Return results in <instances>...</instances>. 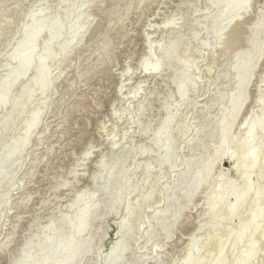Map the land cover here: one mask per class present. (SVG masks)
I'll return each instance as SVG.
<instances>
[{
	"label": "rangeland",
	"instance_id": "rangeland-1",
	"mask_svg": "<svg viewBox=\"0 0 264 264\" xmlns=\"http://www.w3.org/2000/svg\"><path fill=\"white\" fill-rule=\"evenodd\" d=\"M227 1L0 0V95L32 20L65 26L58 37L46 25L34 67L0 106V264H18L21 255L34 264H58L62 252L43 259L50 237L90 245L74 264H183L191 253L205 256L204 242L219 232L209 201L243 180L223 157L191 199L186 191L220 146L221 115L238 90L237 54L254 51L253 26L264 19V0L222 16ZM77 10L82 11L74 14ZM79 13L85 20L76 27L83 34L72 25ZM239 15L242 38L233 43L227 25ZM259 38L263 52L230 131L234 141L245 136V118L264 113V34ZM45 52L51 85L42 90L36 79L38 57ZM156 62L159 72H143L144 64ZM37 111L39 121L23 143ZM161 126L167 138L156 142ZM262 131L252 143L262 140ZM13 149L17 153L6 159ZM255 176L248 179L263 186L264 176L262 182ZM114 179L128 180V186ZM80 194L84 200L77 202ZM87 203L92 208L86 225L73 234L77 208ZM256 222L261 228L264 217ZM237 224L234 220L229 231ZM260 243L256 264H264V240Z\"/></svg>",
	"mask_w": 264,
	"mask_h": 264
},
{
	"label": "bare ground",
	"instance_id": "bare-ground-1",
	"mask_svg": "<svg viewBox=\"0 0 264 264\" xmlns=\"http://www.w3.org/2000/svg\"><path fill=\"white\" fill-rule=\"evenodd\" d=\"M250 1L251 0H229L227 1V5H225L227 8L225 7L226 9H224L222 11L223 13L221 12V14L222 16H224L231 10L238 12L239 10H243L246 8L248 9V6H249L248 4L250 3ZM78 11L80 12L82 10H77L74 14H76ZM81 14H83V12ZM81 14L80 13L77 14L75 17L76 19L72 21V22L76 21L75 23L72 24L74 28H77L81 24V20L83 19L81 17ZM31 16L35 17L36 14L34 15L32 14ZM240 16L241 15L238 16V20H235V21L231 20L227 25L228 26L227 34L231 37L230 40H235L233 43L240 42L242 38L241 36L242 30L240 29L241 27L239 26L240 19H241ZM32 21H34L33 24L29 28H27L24 39L21 40V42L18 45V48L20 51L19 53L16 54V58L18 60L17 67H15V69L10 74L11 77L8 80L4 81V83L2 84L4 95L2 94L0 95V106H3V105L5 106V104H7L6 96L8 94V91L11 90V87L15 86V83L17 85L18 84L17 81L20 79V77L24 74L26 76V73L32 69L31 67H34L33 62L35 60V56H34L36 53L35 50L37 47V43H39V39L43 35V31H45L46 25H48L49 29L51 30L55 29L56 31L55 30H52V31L53 32L55 31V34L57 36H58V33L61 32L63 28H65V26L62 24L64 27L61 25L63 27L61 29V26H60L61 23L59 24L56 21L49 22L47 24L45 22H36L35 18ZM82 26H83V23L81 27ZM77 29L78 31H81V28H77ZM51 30L49 31L51 32ZM57 31L59 32L57 33ZM253 34L254 35L251 38L252 40L250 39L251 40L250 44L252 45L251 48L254 49V51H250V52L248 51L247 53L244 52V53L237 54L236 64L234 68H235V73H236L238 90L235 94H233L230 97L229 106L224 110V112L221 115L222 118H221L220 129L222 131V137L220 141V146L218 147L215 155H213L214 157L212 159H209V161L204 165V167L196 172L195 176L193 177L190 188H188L189 189L188 192L186 191L187 193L186 197H189L191 199L194 196L196 191L203 186L204 179L206 178V176L210 175L209 173L211 172V170H213L214 163L218 159H221L223 157H227L229 161H231V167L237 171L239 177L243 180V184L239 188L237 187L235 190L230 189L231 192L222 191V193H220L221 195H219V198H217L218 200L217 203H215L217 200L216 201L214 200L215 202H213V200L209 201L210 209L215 215H217L216 217H218L220 213L221 214L223 213V216L218 217V218L215 217L214 219V224L219 229L218 230L219 232L216 231L218 233L214 234V236L212 235L213 237H209L210 239L204 242L206 243L205 246H203V248L206 247V254L204 257L197 258L196 255H193V253H191V255L186 256V258L184 259L185 262H183V264H204L205 261L207 263L209 262V264H251L252 260L255 261L254 257L256 258V254L258 253V250H259L258 245L261 244L260 242L261 241L263 242L264 240V227H263L264 225L261 226L260 228V225H257L258 222H256L257 219L264 217V185H263L264 183L262 184L263 186H261V184L259 183L261 186L259 187L258 186L259 184L257 185L259 181L258 182L256 181L257 183L256 182L252 183V180L250 179L251 180L250 182V180L248 179V178H251L250 176H253V173H255L257 176V179L260 178L262 182V178L264 176V162L262 163L259 162V158L262 159L263 157L264 159V152L262 149L264 145L263 144L264 135H263L262 140L259 143H252V139L253 137H255L254 136L255 132L258 129L264 130V113L258 119L245 118V120L242 122V125L244 124V127H245L244 138L242 139L238 138L239 140L235 139L236 141H234V138H232L231 136L232 133L230 134L232 127H234L233 125L234 122L236 123L235 120L238 118L239 114L241 113L245 105V102L247 99L248 85L250 83L253 71L256 68L260 60V57L262 55V52H263L262 43L259 37L262 34H264V19H260L254 23ZM78 37H81V36H78ZM78 37H75V38L78 39ZM227 45L230 46L228 42H226V46ZM46 47H47V44H45V48ZM173 51H174V47L172 48L170 53H173ZM64 52H66V50ZM45 53L42 54L43 56L38 57L39 58L38 59L39 60V63H38L39 77L36 79L37 85L42 90L47 89L46 87L51 85V83H49L50 81L49 79L51 78H48L50 73L48 74L49 71L45 67L46 59L47 57L50 56V54H47L48 52H45ZM150 64L146 63L143 65V72L145 73L159 72L161 68V64L159 62H156L152 65ZM178 93L180 94L181 97L185 95L183 84L182 85L180 83L178 84ZM39 114H40V111L34 112V115H32L31 120H29L30 122H28V127L26 129V133H25L26 135H25V139H23L24 141L23 143L28 142L27 137L30 135V134L28 135V133L31 130H34L33 128L34 126L36 127V124L38 123L37 121H39V118H40ZM169 122H170V117L165 120V124ZM165 127L166 126H161V128L159 127L160 129L158 128L157 133L155 132L154 139L156 140V142H159L162 139L167 138V131ZM262 132L264 133V131ZM16 153L17 151L15 149L11 150L6 155V159H9ZM245 157H249L250 158L249 161L245 165L238 168L237 167L238 162ZM261 175L262 177H260ZM116 180L119 182V184L121 182L123 185L125 184L126 186H128L127 185L128 183H126L128 180L127 181L126 180L123 181L122 179L121 180L116 179ZM124 186H121L122 187L121 191H123ZM226 187H227V184H226ZM226 191H229V189H226ZM117 193H118L117 196H119L120 191H118ZM229 193L233 194L232 201H229V198H228V196H230ZM80 195L82 196H77L78 198H76L77 202L78 200L79 201L84 200L83 197L85 196H83V194H80ZM3 203H4V200H3ZM85 204H83V208L81 206L80 210L79 208H77L78 209L77 213L79 215V219L77 220V222L74 225L70 223L72 224L71 227L73 228V234L80 235V233H82L86 225L87 216L92 208V205H90L89 203H87L88 205H85ZM180 214H182L181 211L176 212L175 219H177ZM234 220L238 221L237 226H235L236 229L233 231H229V228L233 224ZM249 229H251L250 232H249ZM169 232L170 231L168 230L167 232L168 235H169ZM44 242L47 247V254L44 256L43 258L44 260L47 259L49 255L54 254L56 252L63 253V259L59 261L58 264H74L75 260L80 255L81 249L82 248L86 249L88 246H90V245H86V246L83 245L82 241H79V240L75 241L73 237H68L67 240L64 242L50 237V238H47ZM243 243H246V245L244 244L246 247L244 246L243 249H240V251L237 254L234 253L237 250H233V249L239 246L240 244L242 245ZM88 244L90 243L88 242ZM194 251L197 252V250H194ZM226 251L227 252L230 251L229 254L225 253ZM115 252L116 251L113 250L110 253L111 258L114 257ZM195 254H198V253H195ZM20 259L21 260H19L18 264H34V262L28 256L21 255ZM261 260L262 259H260V261ZM255 264H256V261H255Z\"/></svg>",
	"mask_w": 264,
	"mask_h": 264
}]
</instances>
